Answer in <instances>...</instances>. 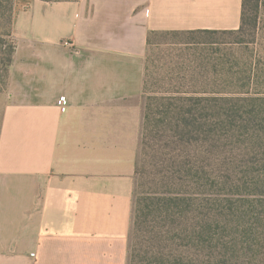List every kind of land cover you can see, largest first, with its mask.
I'll return each mask as SVG.
<instances>
[{
	"label": "crops",
	"instance_id": "obj_1",
	"mask_svg": "<svg viewBox=\"0 0 264 264\" xmlns=\"http://www.w3.org/2000/svg\"><path fill=\"white\" fill-rule=\"evenodd\" d=\"M241 12L242 0L17 2L0 264H128L148 73L176 45L164 37L235 31Z\"/></svg>",
	"mask_w": 264,
	"mask_h": 264
},
{
	"label": "rangeland",
	"instance_id": "obj_2",
	"mask_svg": "<svg viewBox=\"0 0 264 264\" xmlns=\"http://www.w3.org/2000/svg\"><path fill=\"white\" fill-rule=\"evenodd\" d=\"M18 1L0 0V119ZM257 4L239 33L165 36L176 45L160 47L148 73L136 198L151 214L137 235L159 231L153 210L162 207L173 262L264 264V0ZM164 49H179L184 63L167 65ZM171 114L185 120L168 125Z\"/></svg>",
	"mask_w": 264,
	"mask_h": 264
},
{
	"label": "trees",
	"instance_id": "obj_3",
	"mask_svg": "<svg viewBox=\"0 0 264 264\" xmlns=\"http://www.w3.org/2000/svg\"><path fill=\"white\" fill-rule=\"evenodd\" d=\"M45 2H53V1H67V0H42ZM257 0H242V12H241V25L239 27V29L235 30V31H231L229 30L228 32L233 33H239L241 31H243V29L246 28V26L249 23L250 17L247 16V12H249V14H252L256 8H257ZM255 24V19L254 22ZM226 32V31H224ZM14 52V50H13ZM13 55V53H12ZM12 62V56L11 59L9 61L8 67H7V72H8V68L10 66ZM173 99H171L170 101H172ZM198 102V101H196ZM167 106H169V108H177V106L173 105L172 103H169ZM149 109V106H146V111ZM178 109V108H177ZM166 111H168L166 109ZM190 112V111H189ZM144 113V117L145 118H149L148 115H146ZM179 115H173L171 114L170 117L167 119L168 121V125H173V123H177L178 120H185L184 118L182 119H178ZM174 121V122H172ZM160 124H163V121L159 120L158 121ZM140 162L137 163L136 165V170H135V182H134V199H133V214L134 217L132 218V233L130 234L131 239H130V249L128 251V264H189V263H184L182 260H176L177 262H173L171 259V255L169 253H165V248L166 247H170V243L172 241L173 238L170 239V241L167 243V241H165L166 236L169 234L170 230L168 229L169 226L172 227L173 223L171 224V222H168V216L162 212V207H159L158 205L155 207V209L153 210V212L155 213V215H157L158 217V224H163V226L159 229V231H155L153 232V234H151L149 236L150 239H152L150 241V239H146L145 238H140L139 240V236L137 235L138 232H142V228L145 229V223L146 220L145 218L151 214V212L149 211V213H144L145 209H147V206L143 203L144 199L142 200L140 197L136 198V194H137V190L136 188L139 186L137 182V178L136 175L138 174V176H140L141 173V167L139 168ZM139 182V181H138ZM148 210V209H147ZM143 217V221L141 220ZM147 233V232H146ZM149 234V233H148ZM145 236V235H144ZM196 237V236H195ZM163 240L162 242L160 240ZM142 240V241H141ZM155 241L153 244L152 242ZM146 244H149L148 246H146ZM172 244V243H171Z\"/></svg>",
	"mask_w": 264,
	"mask_h": 264
},
{
	"label": "built area",
	"instance_id": "obj_4",
	"mask_svg": "<svg viewBox=\"0 0 264 264\" xmlns=\"http://www.w3.org/2000/svg\"><path fill=\"white\" fill-rule=\"evenodd\" d=\"M65 105H66L65 101L62 100V101L60 102V106L62 107V110H64V106H65Z\"/></svg>",
	"mask_w": 264,
	"mask_h": 264
}]
</instances>
